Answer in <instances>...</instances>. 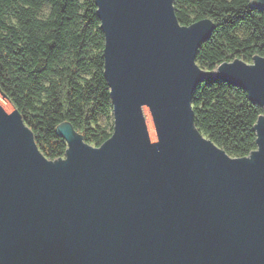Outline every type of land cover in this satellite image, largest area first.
Returning a JSON list of instances; mask_svg holds the SVG:
<instances>
[{
	"label": "water",
	"instance_id": "obj_1",
	"mask_svg": "<svg viewBox=\"0 0 264 264\" xmlns=\"http://www.w3.org/2000/svg\"><path fill=\"white\" fill-rule=\"evenodd\" d=\"M113 131L88 143L68 121L48 158L0 92V264H264V112L256 148L231 156L195 124L206 78L264 109V56L201 67L215 28L173 0H95ZM264 10V0H250Z\"/></svg>",
	"mask_w": 264,
	"mask_h": 264
},
{
	"label": "trees",
	"instance_id": "obj_2",
	"mask_svg": "<svg viewBox=\"0 0 264 264\" xmlns=\"http://www.w3.org/2000/svg\"><path fill=\"white\" fill-rule=\"evenodd\" d=\"M173 3L182 24L203 17L215 23L196 52L201 67L264 56V10L250 0ZM104 43L95 0H0V92L50 159L64 156L67 147L55 130L60 122H70L93 145L113 131ZM192 108L198 129L229 155L245 156L256 148L254 123L264 109L241 87L220 78L202 79Z\"/></svg>",
	"mask_w": 264,
	"mask_h": 264
},
{
	"label": "rangeland",
	"instance_id": "obj_3",
	"mask_svg": "<svg viewBox=\"0 0 264 264\" xmlns=\"http://www.w3.org/2000/svg\"><path fill=\"white\" fill-rule=\"evenodd\" d=\"M108 118L106 117V116H103L102 118H101V122L103 123V124H107L108 123Z\"/></svg>",
	"mask_w": 264,
	"mask_h": 264
}]
</instances>
